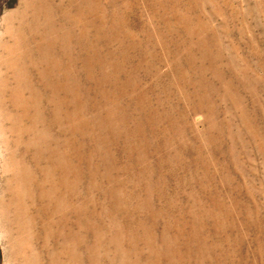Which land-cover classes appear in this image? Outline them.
I'll return each instance as SVG.
<instances>
[{"label": "rangeland", "instance_id": "374dc122", "mask_svg": "<svg viewBox=\"0 0 264 264\" xmlns=\"http://www.w3.org/2000/svg\"><path fill=\"white\" fill-rule=\"evenodd\" d=\"M0 2V264H264V0Z\"/></svg>", "mask_w": 264, "mask_h": 264}, {"label": "bare ground", "instance_id": "6f19581e", "mask_svg": "<svg viewBox=\"0 0 264 264\" xmlns=\"http://www.w3.org/2000/svg\"><path fill=\"white\" fill-rule=\"evenodd\" d=\"M1 3H2V2H0V6H1Z\"/></svg>", "mask_w": 264, "mask_h": 264}]
</instances>
